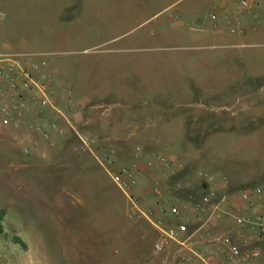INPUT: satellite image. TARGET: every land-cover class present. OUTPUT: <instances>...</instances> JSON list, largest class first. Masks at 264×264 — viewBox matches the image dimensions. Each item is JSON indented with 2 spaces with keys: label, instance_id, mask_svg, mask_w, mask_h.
Returning a JSON list of instances; mask_svg holds the SVG:
<instances>
[{
  "label": "crops",
  "instance_id": "0c3cea01",
  "mask_svg": "<svg viewBox=\"0 0 264 264\" xmlns=\"http://www.w3.org/2000/svg\"><path fill=\"white\" fill-rule=\"evenodd\" d=\"M236 6L235 0H0V50L45 60L43 73L52 75L56 89V108L27 113L18 127L0 126V188L15 183L23 218L40 221L24 234L23 261L182 264L176 242L154 251L157 230L147 219L129 217L128 197L114 183L106 187L112 179L99 158L109 155L115 167L138 161L143 176L133 193L152 210V220L167 224L176 223L169 211L176 198L205 192L199 171L221 177L185 137L194 134L206 104L232 102L234 80L247 82L250 56H256L252 68L264 72V50L250 51L264 47V5L242 12ZM68 101L73 105L66 111ZM68 117L95 137V154L77 148ZM52 121L66 132L46 140L35 127ZM160 156L168 166L159 164ZM241 190L219 185L237 208ZM259 202L264 213V191ZM221 206L208 240H194V247L228 264L229 247L245 249L248 239V247L263 252L253 264H264L256 231L239 229L241 211ZM197 226L189 222L188 235ZM218 235L229 238L212 242ZM147 240L153 251L146 255Z\"/></svg>",
  "mask_w": 264,
  "mask_h": 264
},
{
  "label": "built area",
  "instance_id": "2783aa9c",
  "mask_svg": "<svg viewBox=\"0 0 264 264\" xmlns=\"http://www.w3.org/2000/svg\"><path fill=\"white\" fill-rule=\"evenodd\" d=\"M238 11H248L253 6H263L264 0H235ZM216 19V15L211 16ZM47 67V62L43 59H36L32 56H21L2 52L0 50V126L18 127L24 123L27 113H42L45 109L56 108L55 96L56 89L53 77L49 73H43ZM73 105V101H68L65 110L68 111ZM67 123L78 141L77 148L83 152L95 154L94 147L96 139L94 136L74 128L72 118H67ZM35 130L39 132L46 140L51 139L52 132L64 135L66 127L57 122H48L43 126H36ZM27 151V150H26ZM104 161L99 158V162L108 169L112 182L121 190L129 201L128 214L132 219H147L158 232V239L154 244V251L162 253L171 243L179 244L180 253L177 255V261L182 264H223L217 261L211 253L204 255L201 250L195 248L193 242L207 239L208 225L218 219L223 211L221 204L224 202L228 211H241L235 216V223L239 229L252 227L256 231L255 238L264 242V213L259 200H263V190L260 187L245 188L241 190L240 198L243 202L241 207L237 208L229 195L224 192L219 193L220 183L228 186L227 178L218 180L217 176L199 171V179L206 184L205 192L196 197L192 194L187 199L176 198L174 204L169 208L171 219L175 224H167L164 220H152V210H147L141 199L133 193L134 187L138 183V178L143 176L138 161L131 166L115 167L114 161L109 155H104ZM159 164L168 166L169 161L166 157L157 158ZM153 161H148L147 165L152 166ZM177 189H183L182 181L176 182ZM166 188V187H165ZM155 193L161 195L162 189L155 188ZM189 211V212H188ZM194 222L198 226L189 233L188 223ZM183 235H188L182 240ZM227 235L213 236L212 242L225 240ZM208 240V239H207ZM246 245L242 249L236 244L229 247L228 264H253L256 260L262 258L263 252L256 247H248V239L244 240ZM0 264H10L6 256L0 252Z\"/></svg>",
  "mask_w": 264,
  "mask_h": 264
},
{
  "label": "rangeland",
  "instance_id": "374dc122",
  "mask_svg": "<svg viewBox=\"0 0 264 264\" xmlns=\"http://www.w3.org/2000/svg\"><path fill=\"white\" fill-rule=\"evenodd\" d=\"M262 50L264 47L250 48V51ZM255 58L250 56L248 60L250 70L245 73L247 82L240 85L241 82L234 80L232 102L206 104L201 110L198 126V121H195L194 134L185 137L186 142L190 141L201 149L204 159L221 176L219 181L222 177L228 179L233 191L254 187L264 191V72L252 68L251 65L256 64ZM3 150V147L0 148V153ZM106 187L115 188L111 181ZM7 189L4 192L0 188V211H6L3 226L10 236L7 239L0 234V252L10 264H27L19 257L21 247L12 238L18 235L23 239L25 232L31 231V228H40V221L37 224V220L30 216L23 218L22 211L18 209L15 183ZM74 201L76 207L81 208L79 200ZM94 205L96 210L97 205ZM145 250L146 255L153 251L148 240Z\"/></svg>",
  "mask_w": 264,
  "mask_h": 264
},
{
  "label": "trees",
  "instance_id": "16d2710c",
  "mask_svg": "<svg viewBox=\"0 0 264 264\" xmlns=\"http://www.w3.org/2000/svg\"><path fill=\"white\" fill-rule=\"evenodd\" d=\"M90 206H93L92 208L95 207V205H92V204H90ZM5 216H6V211H0V234H4L5 237L8 239L10 235L5 232V229L3 226ZM12 239H13V242L19 244L21 247L24 248L26 246V244L23 242V240L18 235H15Z\"/></svg>",
  "mask_w": 264,
  "mask_h": 264
}]
</instances>
